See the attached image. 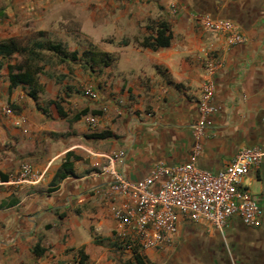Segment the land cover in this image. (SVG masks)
I'll return each instance as SVG.
<instances>
[{
    "label": "crops",
    "instance_id": "1",
    "mask_svg": "<svg viewBox=\"0 0 264 264\" xmlns=\"http://www.w3.org/2000/svg\"><path fill=\"white\" fill-rule=\"evenodd\" d=\"M202 17L231 29L208 30ZM162 21L170 43L142 46L154 34L148 25ZM8 39L40 53L31 62L39 90L33 98L25 84L9 89L8 65L25 55L0 57V264H137L135 253L161 264L188 228L207 234L200 245L214 255L219 232L186 218L169 242L141 247L114 216L132 201L101 169L104 154L121 152L116 170L138 181L158 164L189 161L196 144L195 165L211 172L243 147L263 151L246 176L261 224L230 219V258L209 264H264V0H0V42ZM85 51L110 60L90 66ZM202 103L215 107L204 118ZM66 158L74 174L56 179Z\"/></svg>",
    "mask_w": 264,
    "mask_h": 264
},
{
    "label": "built area",
    "instance_id": "2",
    "mask_svg": "<svg viewBox=\"0 0 264 264\" xmlns=\"http://www.w3.org/2000/svg\"><path fill=\"white\" fill-rule=\"evenodd\" d=\"M202 23L211 31L229 30L232 26L228 21L208 17H202ZM240 39L237 34L230 37L231 42ZM85 92L90 93V90ZM203 99L208 103L209 93L206 92ZM207 103L200 107L203 118L215 110ZM10 112L6 107L5 113ZM20 123L21 120L16 122ZM197 149L196 144L189 161L177 165L158 164L138 181L128 180L116 170L115 163L122 156L121 152L103 155L107 164L101 169L111 175L112 190L132 201L125 210L117 209L114 216L132 231L141 247H160L169 242L184 218L208 224L221 234L232 218L249 227L261 224L263 208L244 179L258 167L263 151L258 146L243 147L223 168L211 172L195 165ZM29 173V166L22 165L21 176Z\"/></svg>",
    "mask_w": 264,
    "mask_h": 264
},
{
    "label": "trees",
    "instance_id": "3",
    "mask_svg": "<svg viewBox=\"0 0 264 264\" xmlns=\"http://www.w3.org/2000/svg\"><path fill=\"white\" fill-rule=\"evenodd\" d=\"M148 28H152L154 31V34L147 35L143 37L140 44L144 47H149L152 49H156L158 47H164L167 46L170 43L171 34L168 31L167 25L162 21L156 23V25H148ZM45 43H37L36 46L42 47V45ZM48 48L56 47L53 46V44L46 43L45 44ZM58 47V46H57ZM19 53L24 54L25 58L18 64H9L8 65V88L11 89L13 87H16L20 84H25L28 87V95L31 97H35L38 90L39 85L35 79V72L38 70V67L32 65V61L38 60L40 58L39 52L33 51L32 48H29L27 46H20L18 45L14 39H8L6 41L0 42V57L2 56H9L13 53ZM84 55L87 57V61L89 62L90 66L93 65L95 62L100 63H106L110 60V56L102 53V52H91V51H85ZM87 62V63H88ZM0 67H1V61H0ZM56 107L58 109V112L60 114H64L63 111L60 109V107L56 104ZM85 110H81L78 113L74 115V118H78L80 114H83ZM107 133H99L94 134V136L102 137L103 135H106ZM73 169H72V162L69 159H65L60 166V168L56 171L55 178L60 179L64 178L67 175H73ZM134 258L137 262V264H144V261H142L139 254L135 253Z\"/></svg>",
    "mask_w": 264,
    "mask_h": 264
},
{
    "label": "rangeland",
    "instance_id": "4",
    "mask_svg": "<svg viewBox=\"0 0 264 264\" xmlns=\"http://www.w3.org/2000/svg\"><path fill=\"white\" fill-rule=\"evenodd\" d=\"M244 183H245V185H247L250 188V190L253 193L259 192L256 183H253L252 181L248 180L247 177L244 179ZM237 225H238V223L234 224L228 230H225V227H224V230H225L224 236H225V240L227 241V246L224 242L222 235L220 233H215V236L217 237V242H216L217 247L215 249H216V251L222 252V253L218 254V252L215 251L216 253L214 255H211L210 251L205 253L204 249L200 245V243L202 244L203 242L206 241L205 237L207 234L205 232L204 233L203 232L198 233L194 230H192L193 232H190L189 228L186 229V231H184V235H181V237L179 239L180 243L175 245L174 249L162 261L161 264H166V263L167 264H176V263H178V261H181L182 263L185 262L186 264H209L210 261L213 259V257H216V256L224 257L227 260H229V258H230L229 255L232 253L231 247H230L231 235L229 233H233L234 231H237L238 230ZM190 235H192L191 238H190ZM182 238H183V240H182ZM208 238H210V237H208ZM185 246H187V247L190 246L191 248H199V246H200L201 252L199 251V249L196 250L197 252L195 251L192 253L189 252L188 250L185 251V248H186Z\"/></svg>",
    "mask_w": 264,
    "mask_h": 264
},
{
    "label": "flooded vegetation",
    "instance_id": "5",
    "mask_svg": "<svg viewBox=\"0 0 264 264\" xmlns=\"http://www.w3.org/2000/svg\"><path fill=\"white\" fill-rule=\"evenodd\" d=\"M263 208V207H262ZM240 228V227H239Z\"/></svg>",
    "mask_w": 264,
    "mask_h": 264
}]
</instances>
